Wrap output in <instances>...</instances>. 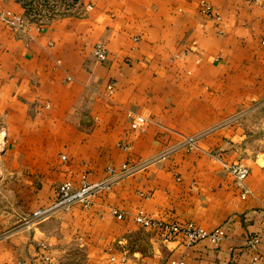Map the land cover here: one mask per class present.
<instances>
[{"label":"crops","instance_id":"crops-1","mask_svg":"<svg viewBox=\"0 0 264 264\" xmlns=\"http://www.w3.org/2000/svg\"><path fill=\"white\" fill-rule=\"evenodd\" d=\"M83 2L82 15L36 23L19 0H0V11L26 17L18 26L0 19L6 157L24 184L21 207L0 213V264L264 258V0ZM99 42L106 61L95 55ZM134 116L150 120L144 130ZM224 163L247 170L245 197ZM123 164L135 171L90 207L33 216L61 183L101 180ZM140 212L222 226L227 237L219 247L165 240L135 221Z\"/></svg>","mask_w":264,"mask_h":264},{"label":"built area","instance_id":"built-area-1","mask_svg":"<svg viewBox=\"0 0 264 264\" xmlns=\"http://www.w3.org/2000/svg\"><path fill=\"white\" fill-rule=\"evenodd\" d=\"M251 1L257 2L258 0ZM203 11L210 16L215 15L213 8L210 5H205ZM0 19L11 26H18L24 24L26 17L10 10H3L0 11ZM95 55L100 61H106L108 59V50L104 43L99 42L95 45ZM149 121L148 118L143 116H134L133 126L139 130H144ZM185 144L189 149L199 148L197 140L193 137H185ZM125 148L128 149L129 146H125ZM224 165L235 174L237 184L243 188V196L245 197L249 192L244 184L247 170L240 164L228 165L224 163ZM133 171H135V167L123 164L119 171L110 168V174L101 180H90L87 175H83L80 185L78 186L74 185L72 181H65L57 187L55 199L46 206L39 208L34 212L33 216L35 218H49L57 212L68 210L74 206L90 207L97 196L110 190L121 177H124ZM114 213L119 218H123L124 216L118 210H115ZM135 221L142 227L159 230L165 240L172 239L178 235H183L189 245H194L203 239H208L215 244V246L219 247L227 237L226 230L222 226L207 230L193 221L180 224L178 222L154 219L143 212H140L135 216ZM247 241L252 245L259 243L260 239L254 236ZM170 264H185V261L183 259L172 260ZM253 264H264V258L257 253L254 256Z\"/></svg>","mask_w":264,"mask_h":264},{"label":"rangeland","instance_id":"rangeland-1","mask_svg":"<svg viewBox=\"0 0 264 264\" xmlns=\"http://www.w3.org/2000/svg\"><path fill=\"white\" fill-rule=\"evenodd\" d=\"M25 8V16L33 22L44 23L55 18L72 15H82L88 5L83 0H19ZM6 117L0 110V213L13 211L21 207L22 189L24 184L19 182L21 170L9 168L6 157ZM16 224V223H15ZM19 224L13 227L16 228Z\"/></svg>","mask_w":264,"mask_h":264}]
</instances>
